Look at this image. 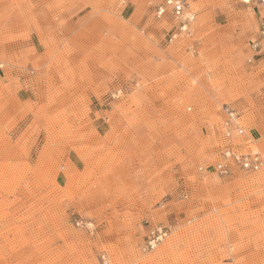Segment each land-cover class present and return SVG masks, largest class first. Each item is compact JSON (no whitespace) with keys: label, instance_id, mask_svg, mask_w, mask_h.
<instances>
[{"label":"rangeland","instance_id":"1","mask_svg":"<svg viewBox=\"0 0 264 264\" xmlns=\"http://www.w3.org/2000/svg\"><path fill=\"white\" fill-rule=\"evenodd\" d=\"M163 1L0 0V264H264V165L212 169L224 104L264 158L261 8Z\"/></svg>","mask_w":264,"mask_h":264},{"label":"built area","instance_id":"2","mask_svg":"<svg viewBox=\"0 0 264 264\" xmlns=\"http://www.w3.org/2000/svg\"><path fill=\"white\" fill-rule=\"evenodd\" d=\"M248 0L247 2H250ZM261 8L262 28L260 35L261 40L256 39L251 42L252 55L248 61L252 62L257 57L264 58V0H252ZM156 16L164 18L170 16L175 24L168 37V42H172L179 36L189 34L193 23L196 20V12L190 7L185 0H164L156 6ZM124 91L120 87L112 94V98H118ZM224 119L221 125V158L212 167L220 176L232 175V170L238 166L240 170L245 172L259 171L264 165V158L258 152H247L242 149L251 138L247 134L246 127L240 122V115L236 109L228 104L223 105ZM199 170L204 172L206 168L200 166ZM85 225L92 230L93 223L80 221L79 224ZM170 229L166 226H152L148 229L146 241L143 251L150 252L158 247V245L168 236Z\"/></svg>","mask_w":264,"mask_h":264},{"label":"bare ground","instance_id":"3","mask_svg":"<svg viewBox=\"0 0 264 264\" xmlns=\"http://www.w3.org/2000/svg\"><path fill=\"white\" fill-rule=\"evenodd\" d=\"M215 165H216V164H215ZM232 172H233V170H232ZM165 238H166V237H165ZM164 240H165V239H164ZM164 240H163V241H164ZM163 241H162V242H163ZM162 242H161V243H162ZM161 243H160V244H161ZM160 244H159V245H160Z\"/></svg>","mask_w":264,"mask_h":264},{"label":"crops","instance_id":"4","mask_svg":"<svg viewBox=\"0 0 264 264\" xmlns=\"http://www.w3.org/2000/svg\"><path fill=\"white\" fill-rule=\"evenodd\" d=\"M150 227H152V226H150ZM150 227H149V228H150Z\"/></svg>","mask_w":264,"mask_h":264}]
</instances>
